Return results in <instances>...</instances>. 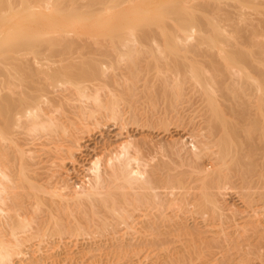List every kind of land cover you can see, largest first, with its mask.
I'll return each instance as SVG.
<instances>
[{
	"label": "bare ground",
	"instance_id": "1",
	"mask_svg": "<svg viewBox=\"0 0 264 264\" xmlns=\"http://www.w3.org/2000/svg\"><path fill=\"white\" fill-rule=\"evenodd\" d=\"M0 264H264V0H0Z\"/></svg>",
	"mask_w": 264,
	"mask_h": 264
},
{
	"label": "rangeland",
	"instance_id": "2",
	"mask_svg": "<svg viewBox=\"0 0 264 264\" xmlns=\"http://www.w3.org/2000/svg\"><path fill=\"white\" fill-rule=\"evenodd\" d=\"M66 168H67L68 170H67ZM73 169H74V170H73ZM81 169L83 170L82 166H81L80 164H76V163H75L74 165H73V164L70 165V164L68 163V164H66V166H65V172L67 171V172L69 173L70 176H72V177H77V178L82 177V175H83V173H84V172H82ZM78 171H79V172H78ZM67 172H66V173H67ZM77 172H78V173H77ZM81 172H82V173H81ZM79 173H80V174H79ZM77 175H78V176H77ZM230 191L233 192L234 190H230ZM230 191H229V193L225 196V197H226V201L231 200L230 198H232V199L234 200V194H233L232 192H230ZM231 193H232V194H231ZM235 200H236V199H235ZM231 201H232V200H231ZM35 242H36V241H33V242H32V244H33V245L31 246L32 248H34V247L36 246V245H35ZM36 244H37V242H36ZM36 247H37V246H36Z\"/></svg>",
	"mask_w": 264,
	"mask_h": 264
}]
</instances>
